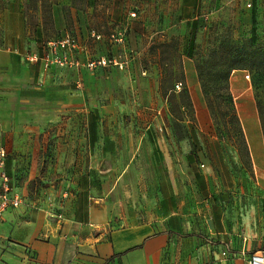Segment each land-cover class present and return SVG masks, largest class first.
Segmentation results:
<instances>
[{
    "label": "crops",
    "instance_id": "0c3cea01",
    "mask_svg": "<svg viewBox=\"0 0 264 264\" xmlns=\"http://www.w3.org/2000/svg\"><path fill=\"white\" fill-rule=\"evenodd\" d=\"M197 3L179 0L174 19L186 23L194 19L191 12ZM129 20L123 16L116 21L108 38L113 53L125 51L124 42L131 34ZM170 32L164 34H177L175 27ZM74 35L85 45L87 57H93L87 50V43L95 41L90 33ZM147 35L142 30L134 32L142 49L149 46ZM50 39H45L41 23L28 19L22 0H0V116L18 112L2 106L6 99H40L58 104L52 111H69L71 98L64 84L68 70L75 69L54 64L45 68L40 60L28 59L40 57L43 44ZM102 40L105 37L99 42ZM184 71L195 116L207 123L209 111L195 69L185 62ZM243 94H237L245 101L235 108L246 139L251 178L246 189L247 209L238 206L231 216L236 223L232 229L227 228V203L237 181L229 157L192 155L179 139L155 141L149 161L140 155L125 161L118 156L115 128L111 124L101 127L99 114L86 110L84 137L71 147H76L71 160L75 170L72 190L53 216L25 203L3 211L0 264H246L250 253L264 251V143L252 96ZM7 130L0 118V147L6 151L8 175ZM156 131H162L161 124L149 133ZM167 144L174 148L173 155L164 151ZM93 178L106 185L95 186ZM9 194H15L12 186ZM198 223L205 224L209 236L187 231ZM222 250L228 253L225 259Z\"/></svg>",
    "mask_w": 264,
    "mask_h": 264
},
{
    "label": "rangeland",
    "instance_id": "374dc122",
    "mask_svg": "<svg viewBox=\"0 0 264 264\" xmlns=\"http://www.w3.org/2000/svg\"><path fill=\"white\" fill-rule=\"evenodd\" d=\"M22 1L28 19L41 23L45 39H58L64 32L77 39L76 32L87 36L94 30L105 40L99 42L101 37H93L95 41L87 43L88 54L93 57H87L85 45L80 44V58L105 56L127 62L121 68H69L77 71L67 72L64 86L69 88L71 102L66 113L52 111L58 104L40 99L3 100L2 106L18 111L0 118L10 132L5 137L7 172L20 203L41 209L48 216L59 211L75 178L71 160L76 147H71L84 137L86 110H95L101 127L111 124L115 128L118 156L125 161L133 155L149 161L155 141L170 143L179 139L192 155L229 157L237 181L227 203V228L232 229L235 220L231 216L238 206L247 209L246 189L251 178L247 150L234 137L219 140L209 112L207 123L196 118L184 84V65L189 62L194 67L203 98L205 91L218 99L229 90L236 107L245 101H240L237 94L244 92L242 97L252 96L256 113L259 104L264 119V0H198L191 12L195 18L187 23L174 19L179 0ZM168 3L171 4L166 9ZM123 16L130 18L127 31L131 34L124 42L125 51L113 53L108 38ZM173 27L177 34H164L171 33ZM141 30L148 33L145 43L149 46L143 49L134 36ZM177 82L182 84L179 89L175 88ZM55 95L60 99V94ZM205 106L209 111L206 101ZM159 124L162 131L149 133ZM164 151L169 155L175 152L171 144ZM102 182L105 186V181L93 178L97 187ZM193 230L202 236L210 235L205 224L187 228Z\"/></svg>",
    "mask_w": 264,
    "mask_h": 264
},
{
    "label": "built area",
    "instance_id": "2783aa9c",
    "mask_svg": "<svg viewBox=\"0 0 264 264\" xmlns=\"http://www.w3.org/2000/svg\"><path fill=\"white\" fill-rule=\"evenodd\" d=\"M90 35L96 39L101 36L98 33L92 31ZM82 46L80 43L72 37L70 34H65L62 37L55 40H48L43 44V53L40 57L36 55H31L28 57L30 61L40 60L43 66L47 68L48 66L54 64L58 67L67 68H81L85 67L87 69H92L96 67H105L110 65H118L119 68L127 62L124 60H117L115 57H98L95 59H82L78 55L80 48ZM181 83H175V88L179 89ZM5 157L6 151L3 147H0V218L3 211L8 206H17L20 203L18 195L14 194L11 196L10 190V179L5 171ZM223 259L228 257L226 250H222L220 253ZM246 264H264V251H254L246 257Z\"/></svg>",
    "mask_w": 264,
    "mask_h": 264
},
{
    "label": "trees",
    "instance_id": "16d2710c",
    "mask_svg": "<svg viewBox=\"0 0 264 264\" xmlns=\"http://www.w3.org/2000/svg\"><path fill=\"white\" fill-rule=\"evenodd\" d=\"M255 83L256 82L254 81V86ZM225 88L227 89V85ZM183 92L187 94V91L184 89ZM204 98L207 103L209 113L215 121L217 138L221 141H224L225 138L234 137L236 140H239V142L244 145L247 150L245 135L236 112L235 103L231 92L227 90L225 93L220 95L218 99H214L210 93L208 95L205 91ZM257 115L262 140L264 143V119L259 104L257 106ZM246 152L248 155V151Z\"/></svg>",
    "mask_w": 264,
    "mask_h": 264
}]
</instances>
